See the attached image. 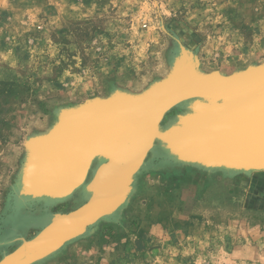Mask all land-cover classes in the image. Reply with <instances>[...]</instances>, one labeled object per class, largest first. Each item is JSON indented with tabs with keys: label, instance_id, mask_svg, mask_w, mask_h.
I'll return each mask as SVG.
<instances>
[{
	"label": "rangeland",
	"instance_id": "1",
	"mask_svg": "<svg viewBox=\"0 0 264 264\" xmlns=\"http://www.w3.org/2000/svg\"><path fill=\"white\" fill-rule=\"evenodd\" d=\"M182 51L206 75L264 66V0H0V260L43 230L31 216L88 201L80 186L17 202L34 141L69 109L165 80ZM192 102L159 131L196 114ZM132 179L110 218L31 264H264V169L182 161L155 139Z\"/></svg>",
	"mask_w": 264,
	"mask_h": 264
},
{
	"label": "bare ground",
	"instance_id": "2",
	"mask_svg": "<svg viewBox=\"0 0 264 264\" xmlns=\"http://www.w3.org/2000/svg\"><path fill=\"white\" fill-rule=\"evenodd\" d=\"M171 65L172 70L168 77L175 76L178 79L176 82H171L167 85V89L181 90L189 88L193 85L199 75L198 73L202 74V71L198 69L197 61L192 60V56L185 51H182L178 56H174L171 60ZM149 89L139 94L124 91L114 92L111 97L104 99L106 102L102 100L97 101L98 103L102 101L99 104L106 103L105 108L101 112L84 113L83 110H85L88 104L69 109L71 111L68 110L70 113L67 117L59 119L56 123L55 126L58 127V130L56 131L57 128L50 130L52 132L55 130L53 133L61 137L59 139H52L53 137L48 139L49 144L47 143V146L49 145L48 148L51 147L52 154H49V157L47 154L44 157L42 156L43 158L40 157L42 160L39 159V161L35 163L36 165L38 164L36 168H23L17 187L18 203L24 202L26 199L35 198L53 202L56 199L50 198V195L48 196L46 193L51 188V181H53L55 185H78L82 180V173L87 170H92V173L90 172L91 174L94 173V178L90 182L81 185L83 188V195L86 196L85 198L87 200H90L92 196L97 197L95 199V207L113 206L117 200L121 201L123 195L115 197L114 189L109 184L113 182V178L116 174L123 175V173L133 165L130 158L133 154L136 155L142 152L144 147H149L150 142L148 141V137L150 133L155 130L152 125V115L159 101L156 100L153 90L147 92ZM145 92L147 93L145 94ZM213 101V103L209 102V106H213V108L219 106L216 100L213 99ZM255 103L256 101H252L249 98L245 99V107L248 109ZM220 104H223V102L221 101ZM263 104L264 103H259L258 106ZM223 111L224 109L221 110L219 107L212 110L216 117H221ZM81 112L83 113L81 114ZM202 116H205V113H201L199 117ZM79 118L80 120H77ZM198 121L200 122L199 124H191L188 128L199 133L198 135H200V137L193 141L185 140L181 142V145H179L177 149L182 155L193 157L208 156L207 158H209L215 157L217 154L234 153L236 146L230 143L234 141V133H219L215 131L214 128L210 129L211 127H207V124H203L204 121L202 119ZM72 130H76L77 133ZM50 131L45 135L49 134ZM72 133L75 135V137H73V139H76H74L76 141L75 145H73L72 140H70ZM45 135L43 136L45 137ZM47 137L49 138L48 135ZM28 146L30 145L28 144ZM72 147L74 149L71 151ZM150 150L151 148L147 153ZM59 152L62 154L58 155ZM27 153L29 154V150ZM70 156L73 158V164L70 168L65 167L64 162ZM55 157H59V160H56ZM87 158H92L91 165L89 163L90 167L88 166L89 159ZM24 162L26 164V161ZM263 163L264 162L260 163L258 166H262ZM231 164L229 169L233 171L241 166L238 165L239 163ZM243 170H245V168H243ZM59 188L64 189V187ZM31 194L33 197H30ZM84 204L85 203L70 212L57 213V218L63 219L64 217L62 216L77 211L82 208ZM102 210L108 211L109 209L105 208ZM113 214L114 210L109 214L108 212L104 213V216L101 218H110ZM52 219L53 215L50 216V218L48 215L30 217L32 221L41 224L44 223L43 226H50L49 223ZM68 226L69 224L66 227L61 225L55 228V230H52V232L55 234L63 227L64 229L58 231V233L65 231Z\"/></svg>",
	"mask_w": 264,
	"mask_h": 264
},
{
	"label": "water",
	"instance_id": "3",
	"mask_svg": "<svg viewBox=\"0 0 264 264\" xmlns=\"http://www.w3.org/2000/svg\"><path fill=\"white\" fill-rule=\"evenodd\" d=\"M198 74L199 75L197 76L193 85L189 88H184L181 90L167 89V85H169L171 82H176L178 79L177 77L172 76L167 77L165 80H163L164 82L161 81L163 83H156L147 91L150 92L153 90L156 100L159 101V104L154 108V113L152 115V125L154 126L153 128H155V130L152 129L153 131L148 137V141L150 142L149 147H144L142 152L136 155L133 154L130 157L131 163L133 165L129 167L125 173H123V175L116 174L113 178V182H110L109 184L114 189L115 197H120V195H123L121 201L117 200L113 206L107 205L105 207H95V199L97 197L92 196L82 208L69 215L62 216L64 217L63 219H58L57 214L53 215V219L49 223L50 226H45L43 230L39 232L32 240L21 238V245L14 252L5 255L3 259L0 260V264H31L34 261L54 252L68 238L80 234L87 226L95 223L98 219L104 216V213L108 212L109 214L112 210H115L124 200L129 190L130 183L132 182L133 174L142 164L147 151L152 147L155 139H159L167 143L170 147V150L174 152L179 160L182 161L200 163L206 166H219L226 168H229L232 165L231 163H239L238 165L241 166L237 169L245 168V170H263L264 163L262 166L258 165L264 162V104L260 106H258V104L264 103V66L250 68L247 71L231 76ZM147 92H145V94ZM199 98H203L204 100H197ZM247 98L251 99L252 101H256V103L249 109L245 107V99ZM190 99H194V102L191 103V106L197 111V113L188 114L181 118L178 124L172 125L166 132L159 131V123L164 114L178 103ZM213 99L216 100L217 104L219 105L216 108L219 107L221 110L224 109L221 117L214 116V112H212V110L216 108L209 106V102H214ZM102 101L106 102V100ZM221 101L223 104H220ZM99 103L97 101L89 103L86 106L87 109L85 108V110H83L84 113L97 111L101 112L105 108L106 103ZM69 111L67 110L62 113L61 118H66L70 113ZM82 113L83 112H81V114ZM201 113H205V116L199 117ZM199 119H202L204 121L203 124H207V127H211L210 129L214 128L215 131L219 133H234V141L230 142L236 146L234 153L217 154L215 157L209 158H207L208 156L193 157L182 155L177 149V147L181 145V142L185 140L193 141L200 137V135H198L199 133H196L191 128H188L191 124H199ZM77 120H80V118ZM53 129H56L57 131L58 127L55 126ZM72 131L77 133L76 130ZM53 132L50 131V133L47 134L49 138L47 135H45V137L41 136L34 141L33 145L29 148V154L26 160L25 168H36L38 164L36 165L35 163L39 161L40 157H44L46 154L49 157V154H52L51 147L48 148L49 145L47 146L48 139H51L52 137V139L61 138ZM72 135L70 140H72V144L75 145L76 139H73L75 135L73 133ZM73 149L74 148L72 147L71 151ZM61 154L62 153L59 152L58 155ZM42 158L40 160H42ZM55 159L59 160V157H55ZM87 159H89V166V163L90 165L92 163V158ZM72 164L73 158L70 156L64 162V165L65 167L70 168ZM88 172L89 170L83 172L81 182L74 186H71V184L68 186H62L61 184L55 185L53 181H51V188L46 193L48 196L50 195V198L57 200L64 199L72 194L76 188L84 184ZM93 178L94 176L92 179ZM59 187H64V189ZM30 197H33V195L31 194ZM105 208H108L109 210H102ZM68 224L69 226L65 229V231L58 233V231L63 230ZM61 225L64 227L58 230L57 233L53 234L52 230H55V228Z\"/></svg>",
	"mask_w": 264,
	"mask_h": 264
},
{
	"label": "crops",
	"instance_id": "4",
	"mask_svg": "<svg viewBox=\"0 0 264 264\" xmlns=\"http://www.w3.org/2000/svg\"><path fill=\"white\" fill-rule=\"evenodd\" d=\"M18 196V195H17ZM17 202H18V197L16 198ZM17 213L19 214V212L17 211ZM16 214V213H15ZM20 215V214H19ZM48 217L50 218V216L48 215Z\"/></svg>",
	"mask_w": 264,
	"mask_h": 264
}]
</instances>
